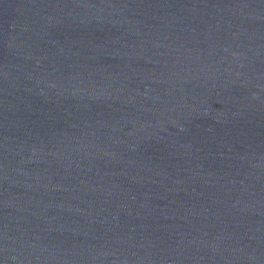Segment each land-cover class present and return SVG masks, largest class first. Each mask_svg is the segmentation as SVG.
Listing matches in <instances>:
<instances>
[{"label":"water","instance_id":"obj_1","mask_svg":"<svg viewBox=\"0 0 264 264\" xmlns=\"http://www.w3.org/2000/svg\"><path fill=\"white\" fill-rule=\"evenodd\" d=\"M0 264H264V0H0Z\"/></svg>","mask_w":264,"mask_h":264}]
</instances>
